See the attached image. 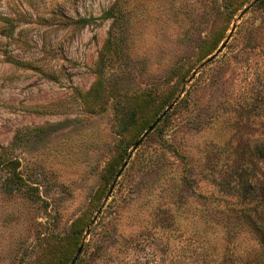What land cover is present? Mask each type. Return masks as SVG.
Masks as SVG:
<instances>
[{
    "label": "rangeland",
    "instance_id": "obj_1",
    "mask_svg": "<svg viewBox=\"0 0 264 264\" xmlns=\"http://www.w3.org/2000/svg\"><path fill=\"white\" fill-rule=\"evenodd\" d=\"M253 1L0 0V264H69L82 243L74 264H231L258 247Z\"/></svg>",
    "mask_w": 264,
    "mask_h": 264
},
{
    "label": "trees",
    "instance_id": "obj_2",
    "mask_svg": "<svg viewBox=\"0 0 264 264\" xmlns=\"http://www.w3.org/2000/svg\"><path fill=\"white\" fill-rule=\"evenodd\" d=\"M260 2H264V0H259ZM115 169H113L110 174L114 175ZM253 232L257 236L258 247L253 248L247 257H243L240 259H235L234 262H230L231 264H264V225L261 223H254Z\"/></svg>",
    "mask_w": 264,
    "mask_h": 264
},
{
    "label": "water",
    "instance_id": "obj_3",
    "mask_svg": "<svg viewBox=\"0 0 264 264\" xmlns=\"http://www.w3.org/2000/svg\"><path fill=\"white\" fill-rule=\"evenodd\" d=\"M257 1H259V0H254L253 1V3H256ZM248 9V7H245L244 9H243V12H245L246 10ZM232 32H233V30L231 31V33H230V35L229 36H231V34H232ZM229 38V37H228ZM228 38L222 43V45L217 49V51L215 52V53H213V54H211L205 61H204V63L203 64H205L206 62H209L210 60H212V59H214L215 58V56L225 47V45H226V43H227V41H228ZM173 106V103H171L169 106H168V108L162 113V115L156 120V122H154V123H152L149 127H148V129H147V131L142 135V137L140 138V139H138L137 141H135V143H134V149H136L137 148V146L140 144V142H141V140L143 139V137H145L146 136V134L149 132V131H151L154 127H155V125H156V123L168 112V110L171 108ZM126 165V162L124 163V166ZM124 166L121 168V170L117 173V177L121 174V172H122V170H123V168H124ZM82 248H83V243L80 245V247L78 248V250H77V253H76V255L74 256V258H73V260L69 263V264H74L75 262H76V260H77V258H78V255L81 253V251H82Z\"/></svg>",
    "mask_w": 264,
    "mask_h": 264
}]
</instances>
